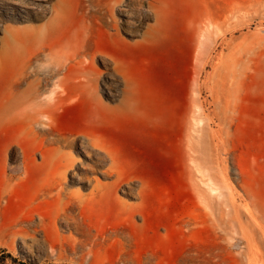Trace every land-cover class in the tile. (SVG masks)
<instances>
[{"label":"rangeland","instance_id":"374dc122","mask_svg":"<svg viewBox=\"0 0 264 264\" xmlns=\"http://www.w3.org/2000/svg\"><path fill=\"white\" fill-rule=\"evenodd\" d=\"M56 1L0 0V264H264V93L252 89L264 7L62 0L66 22L53 41H71L68 54L84 42L107 110L84 98L63 106L51 123L62 143H53L46 126L5 111L12 53L3 40L12 28L41 29L30 49L43 70L27 79L43 81L40 46ZM94 11L104 17L92 20ZM124 89L141 112L120 108ZM69 153L75 165L58 195Z\"/></svg>","mask_w":264,"mask_h":264},{"label":"bare ground","instance_id":"6f19581e","mask_svg":"<svg viewBox=\"0 0 264 264\" xmlns=\"http://www.w3.org/2000/svg\"><path fill=\"white\" fill-rule=\"evenodd\" d=\"M83 1H85V0H83ZM62 2H63L62 0H57L56 3L54 4V6L52 8L53 9V15H52L51 19L49 20L48 24L46 25L47 37L44 39V41L41 43V46H40L42 52H47L46 59L50 65L49 68H46V69H49L50 74H46L47 77L44 78L43 81H41V78L40 79L35 78L32 81H28V79H27L28 74L29 75H30V73L34 74L33 72L35 69L36 70L37 69L43 70V68L41 67L42 65L36 64L35 62H34L35 63L34 64L32 62V58L34 57V55H36L35 54L36 52H33V50L30 49L31 46L33 45L34 39H36L35 38L36 33L38 31H40L41 29L40 28H31V29L12 28L8 31V33H9L8 38L6 37L3 40L5 42H7V39H8V42L10 44L9 48H11V53H12V59H11L12 83L10 85L8 103L6 105V107H8V108L5 111H8V115L12 121H21L27 127H29L31 125L32 126L37 125L38 127L41 125V128H42V125L46 126L45 131L48 135L52 136L53 141H54L53 143H60L61 138L59 136L56 138L52 134L51 123H52L54 117L56 116V114L59 112V110L61 111V109L66 107L65 105H67L69 103L71 104L72 102H74L80 98H84V99H87L90 101V103L94 106V108L96 109V111L98 113H104L107 110L106 105L103 104V102L101 101L99 96L97 95L98 97H96V91L98 89V80H99L100 73L97 72V70L95 72V67H94L95 65L93 63L94 62L93 57L90 55L88 48H86V45L84 44V42L82 40H80V38L76 39L77 42L75 41L76 43L73 45L74 46L73 52L68 54L64 51V49L66 47L70 46L69 42H71V41L66 39L64 36H61L60 41L57 42L58 44L56 43V41H53V39L56 36H58L60 34V32H61V34L63 33L62 30H63V27H64L65 22H66V19L63 15L64 11L62 8V4L67 2V1L65 0V2H63V3ZM91 2H89V3H91ZM106 3L100 4L99 7L100 8L106 7V6L108 7V5ZM92 6L95 7L96 4L94 3V4H92ZM251 6H253V8L257 7V6H260V7L262 6V8H263L264 7V0H255L254 2H251L249 5L239 6L235 9H233L232 12L233 11H237V12L240 11L241 12V10L247 11V8L250 9ZM84 8H85V6L80 2L78 4V11L80 12L79 16L81 18L84 17ZM253 11H257V9L252 10V12ZM110 12L111 11H109V13L106 12V14L107 13L110 14ZM258 12H259V10H258ZM261 12H263L261 15L258 14L257 12L256 13L254 12V15L255 14H256V16H257V14H258V16L260 15L261 16L260 19L264 21V10ZM241 13L243 14V12H241ZM97 14L98 13L95 14V11H94L93 13L90 14L89 17L92 20H97V19L101 20V18L104 17V15H103L100 18L101 15L99 14L100 16L98 15L99 16L98 17ZM232 15H235V14H232ZM247 15H248V13H247ZM245 17H246V15H245ZM251 17L253 18V16H249V19ZM254 18H256V17H254ZM102 20H104V19H102ZM259 21H257V22H259ZM114 22L116 23L115 20H114ZM261 23H263V22L261 21ZM210 24H212V23L209 22V25ZM214 24H216V23L214 22ZM114 27H115V29H118L117 24H115ZM258 29H259V27H258ZM259 32L261 33V30ZM259 37L260 36H258V38ZM2 38H4V37H2ZM41 38H42V36H41ZM262 43H263V40H262ZM41 56H43V55H41ZM254 58H256L255 59L256 62H255L254 66L257 65L258 67L257 68L255 67L256 69L251 67V68L255 69V71L252 72L254 74L253 80H255V82H253L252 89L254 91L261 90L262 94H263L264 93V75H263L264 74L263 73L264 72L263 71L264 70V45L259 50L258 55L256 54V57L254 56ZM33 59L35 60V58H33ZM43 74H45V73H43ZM250 76H251V74H250ZM250 78H252V77H250ZM42 82L44 83L43 88H41ZM22 83H24L25 88L21 90L20 86ZM250 87H251V85H250ZM130 89H131V87H130ZM127 90H128V88H127ZM127 90L124 89L123 98L121 97L122 100L120 99L121 100L120 101V108L123 111L125 110L129 114L141 112L140 110H138L139 107L137 108L136 100L132 97L133 94L129 95ZM97 92H99V91H97ZM203 115H204V112H203L201 107H198L197 110H192V114L188 120V132H187L188 149H192L191 148L192 146L190 147V144L194 143V141H191V139H192L191 134H192V132H194V129L196 128L195 125L197 123L196 122L193 123V121L195 119H198V118L200 121H202ZM43 128H45V127H43ZM30 129H31V127H30ZM196 130H197V128H196ZM197 131H198V133H200V136H202L201 135L202 129H199V126H198ZM195 137H197V135ZM199 138H198V141L202 140ZM66 143L70 144L69 142H66ZM193 145H195V143ZM198 145H200V144H198ZM193 149H194V147H193ZM193 149H192V151H194ZM195 151H196V148H195ZM190 152H191V150H190ZM198 152H199L198 153L199 156H197V155L194 156L197 153V151H196V153H193L194 159L200 157V151H198ZM83 153H84V151H83ZM66 157L67 158L62 159L63 164H62V168H61V172H60V181H58L54 186L56 194H58V195L60 194V191L62 190L61 180H63L65 178V175L68 172V170L71 169L75 165V160L73 159V157L70 153ZM25 166H26V163L24 162L22 168L24 169Z\"/></svg>","mask_w":264,"mask_h":264}]
</instances>
